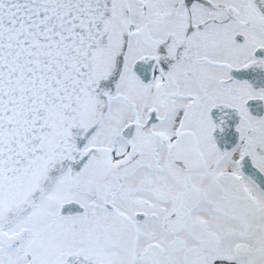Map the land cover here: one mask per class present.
Masks as SVG:
<instances>
[{
	"label": "snow or ice",
	"instance_id": "obj_1",
	"mask_svg": "<svg viewBox=\"0 0 264 264\" xmlns=\"http://www.w3.org/2000/svg\"><path fill=\"white\" fill-rule=\"evenodd\" d=\"M0 264H264V0H0Z\"/></svg>",
	"mask_w": 264,
	"mask_h": 264
}]
</instances>
